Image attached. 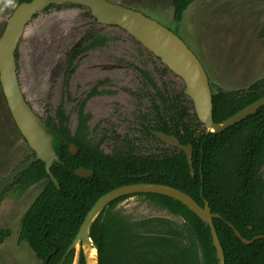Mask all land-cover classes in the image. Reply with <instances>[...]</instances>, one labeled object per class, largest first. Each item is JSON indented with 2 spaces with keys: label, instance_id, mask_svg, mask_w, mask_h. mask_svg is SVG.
Wrapping results in <instances>:
<instances>
[{
  "label": "trees",
  "instance_id": "obj_1",
  "mask_svg": "<svg viewBox=\"0 0 264 264\" xmlns=\"http://www.w3.org/2000/svg\"><path fill=\"white\" fill-rule=\"evenodd\" d=\"M192 2L171 0L172 20L178 23ZM134 41L149 54L152 62L157 63L156 69L163 76H169L168 73L178 76L159 57ZM105 42V37L96 35L73 48L65 75L76 55L105 45ZM138 71L143 88L131 93L137 96L139 104L141 99L149 103L147 110L138 109L136 114L139 136L111 138L113 144L109 152L100 147L104 134L97 141L89 137L86 123L89 114L83 112L86 98L97 93V85L86 98L75 99L73 111L77 112V126L74 131L68 126V112L64 110L66 101L53 108L54 115L48 113L49 119H40L53 137V149L59 161L52 162L50 171L59 187L50 180L41 160L34 161L17 175L11 187L19 193L42 182V188L21 217L17 241L26 242L40 264L46 259L47 264H57L98 197L126 184L157 183L187 193L201 206L207 201L210 211L220 214L221 218H212V223L223 250L224 264H264V238L244 244L227 224L246 239L264 235V178L261 173L264 105L221 132L205 133L189 96L181 90L170 97L168 81L163 79L162 91L150 73L141 68ZM210 87L212 89L211 84ZM214 89L212 119L219 123L264 95V76L245 88L226 90L214 85ZM67 100H71L68 95ZM150 130L172 134L181 144L191 146L193 176L184 152L171 145L165 147V142L152 136ZM70 144L77 147L74 154L69 150ZM34 155V151H30L19 163ZM80 168L92 172L86 177L78 176L74 171ZM130 196L152 200L177 216L180 222L165 217L131 220L116 207ZM88 232L98 264H217L209 226L181 202L166 195L143 192L119 196L101 210ZM10 234V229L0 227V243ZM74 253V249L69 251L63 264H72ZM77 264H85L81 250Z\"/></svg>",
  "mask_w": 264,
  "mask_h": 264
},
{
  "label": "rangeland",
  "instance_id": "obj_2",
  "mask_svg": "<svg viewBox=\"0 0 264 264\" xmlns=\"http://www.w3.org/2000/svg\"><path fill=\"white\" fill-rule=\"evenodd\" d=\"M108 1L139 11L175 33L201 63L212 91L214 85L226 90L245 88L264 76V0H193L178 23L172 20L171 0ZM16 4V0H0V35ZM96 35L105 36L106 44L86 50L81 54L83 58L77 56L72 60V75L69 76L72 82L67 89L71 100L66 101L64 110L71 124L76 97L94 81L105 79L102 86L110 93L102 94L103 110L91 109L99 116L88 124L89 137L97 141L102 124L109 135L138 137L137 126L131 128L134 122L129 118L134 109L147 110L149 106L147 100L134 103L127 92L143 88L138 68L150 73L157 86L163 79L176 85L181 80L171 75L163 76L156 69L157 63L152 62L149 54L125 31L96 22L82 6L52 5L36 12L26 23L15 49L16 52L18 48L16 67L23 93L38 114L53 111L64 98L63 88L58 87L64 60L66 63L77 44ZM82 69L85 71L83 80H74ZM83 81L89 84L82 87ZM73 87L76 88L74 92ZM111 95L115 102L107 97ZM120 107L125 111L117 115ZM112 144L113 140L105 139L100 147L109 152ZM30 151L11 118L0 87V181ZM261 173L264 178V165ZM11 186L0 196V227L11 231L0 243V264H40L27 243L18 242L17 236L21 217L42 188V182L22 193ZM116 207L134 221L165 217L180 222L177 216L141 196L127 197ZM79 248L77 244L76 252Z\"/></svg>",
  "mask_w": 264,
  "mask_h": 264
},
{
  "label": "water",
  "instance_id": "obj_3",
  "mask_svg": "<svg viewBox=\"0 0 264 264\" xmlns=\"http://www.w3.org/2000/svg\"><path fill=\"white\" fill-rule=\"evenodd\" d=\"M65 2L87 6L99 22L113 24L123 28L147 50L159 57L172 72L182 79L185 86L184 93L192 100L194 111L205 129V133L221 132L229 126L240 122L248 115L255 113L259 107L264 105L263 95L223 121L219 123L214 122L212 119V89L197 57L175 33L139 11L118 3H112L108 0H30L18 3L7 18L0 35V87L16 128L23 139H25L29 148L34 151L35 155L19 163L0 181V196L3 190L13 182L17 175L26 170L36 160L44 162L47 175L56 188L59 187L56 178L50 171L52 162L59 161L53 149V137L47 131L44 123L33 113L22 96L16 75L15 49L25 24L36 12L41 11L50 4H61ZM153 134L166 144L184 152L190 174L193 176L191 146L189 144H181L177 137L171 134H166L161 131H154ZM69 150L74 154L77 147L70 144ZM91 172L90 169L83 168L74 171L76 175L82 177L89 176ZM143 192L169 196L181 202L205 222L210 228L212 242L216 249L217 264H224L223 250L212 223V218H221L220 214L212 213L207 201H204L203 206H201L190 195L177 188L165 184L145 182L122 185L98 197L85 214L77 233L57 264H63L67 253L72 249L75 250L77 244L80 245V248L78 252L75 250L72 264H77L80 250L84 256L85 264H88L83 243L88 242L89 246L95 249L89 237L88 230L90 225L99 216L101 210L110 201L119 196ZM227 224L244 244H249L258 238H264V235H257L251 239H246L230 223ZM55 250L56 248H54ZM95 254V264H98L96 249ZM44 264H47V259L44 261Z\"/></svg>",
  "mask_w": 264,
  "mask_h": 264
},
{
  "label": "flooded vegetation",
  "instance_id": "obj_4",
  "mask_svg": "<svg viewBox=\"0 0 264 264\" xmlns=\"http://www.w3.org/2000/svg\"><path fill=\"white\" fill-rule=\"evenodd\" d=\"M30 1V0H29ZM24 2H27V1H24ZM111 2V1H110ZM21 3V2H20ZM112 3H114V2H112ZM18 4V3H17ZM16 4V5H17ZM119 4V3H118ZM53 5V7H62L63 5H68V6H82V7H84L87 11H88V13H89V15H92V17L96 20V22H98V23H100L101 24V22H99L96 18H95V16L92 14V11L90 10V8H88L87 6H85V5H81V4H76V3H71V2H65V3H61V4H50V5H48V6H46L44 9H48V8H50L51 6ZM121 5V4H120ZM34 16V15H33ZM102 24H104V25H106V26H112V27H117V28H119V29H121V30H123V31H125L123 28H121V27H119V26H117V25H113V24H105V23H102ZM26 25V24H25ZM131 38L133 37V36H131L127 31H125ZM105 37V36H104ZM91 38V37H90ZM90 38H88V39H86V40H84L83 42H81V43H79V44H77L75 47H78L80 44H84L87 40H89ZM106 38V37H105ZM134 38V37H133ZM132 38V39H133ZM106 40H107V38H106ZM134 40H136V39H134ZM140 43V42H139ZM105 44H106V42H105ZM141 44V43H140ZM142 45V44H141ZM104 45H101V46H97V47H103ZM74 47V48H75ZM97 47H94V48H97ZM89 50V49H88ZM71 52H72V50H71ZM71 52H70V54H71ZM86 51H84V52H82V53H80V54H78V55H76L75 57H79V56H81L82 57V55L81 54H84ZM70 54H69V56H68V59H67V62L69 61V57H70ZM74 57V58H75ZM73 58V59H74ZM80 58V57H79ZM78 58V59H79ZM83 58V57H82ZM15 60H16V58H15ZM67 62L65 63V60H64V63H63V66L64 67H62V69H63V71H61V77H60V81L58 82V87L60 88H63V93H64V91L66 92V93H64V98H63V101H67V95H68V91H67V89L69 90L70 88L68 87V85H70V83L72 82L71 80H70V78H69V76H71L72 75V69H73V65L72 66H70V68L68 69V72L66 73V75H65V73H64V69H65V67H66V64H67ZM60 63L62 64V61H60ZM84 70L82 69V70H80V72H78V75H77V79H74V80H78L79 78H81V80H83V76H84ZM16 75H17V81H18V85H19V87H20V89H21V93H22V96H23V98H24V100H25V102L28 104V106L31 108V110L33 111V113L39 118V119H41L42 117L43 118H45V117H47V115H54V112L53 111H51V112H49V114L48 113H45L44 115H40V114H38L36 111H34L33 110V108H32V106H31V104H29V102H28V99L26 98V95L23 93V90H22V88H21V85H20V82H19V79H18V73H17V67H16ZM168 75H171V73H168ZM172 76V75H171ZM173 78L174 79H176V78H179L178 76L176 77V76H173ZM180 80H181V82H177V85L174 83V82H170V81H168V80H165V81H168V84H169V91H170V97H173V96H176L177 94H179L180 93V91L182 90V92L184 93V88H185V86H184V83H183V81H182V79L181 78H179ZM74 80H73V84H74ZM64 81H66V86L64 85ZM105 82V79H103V80H96V81H94L90 86H88V89L86 90V91H84V93L82 94V95H80V96H78V97H76V101L78 100V99H81V98H86V96L89 94V91L92 89V87L94 86V85H97V87H96V91H97V93H94V94H91V95H89L87 98H86V100H85V102H84V105H83V112L84 113H87V114H89V119L87 120V125L97 116H99L97 113H94V111H93V113H92V110L91 109H93V110H95L96 112H99L100 110H103L104 109V106H103V104H102V102H100V99L101 100H103V95L102 94H104V93H110V90H108V89H105V86H102V84ZM161 83H163V81L161 82ZM89 83L88 82H86V81H83V83H82V87H85V86H87ZM158 87V89H160V90H162L163 89V86H162V84L160 85V86H157ZM76 88L75 87H73V92H74V90H75ZM151 89V88H150ZM138 91V90H137ZM137 91H135V90H128L127 92H128V94L130 95V98L134 101V103H136L137 102V104H139L140 102H139V100L137 99V96H135V95H133L131 92H137ZM163 91V90H162ZM151 92H153V89L151 90ZM3 94V93H2ZM185 94V93H184ZM68 97H69V95H68ZM107 97H110L112 100L114 99L113 98V96L111 95V96H107ZM70 98V97H69ZM142 100H144V99H141L140 101H142ZM116 100H113L112 102H115ZM59 102H60V100H59ZM136 104V105H137ZM193 105V104H192ZM69 108V107H68ZM135 108V107H134ZM193 110H194V108H193ZM120 111H125V110H123L121 107L119 108V109H117V111H116V114L117 115H119L120 114ZM142 111H145V110H142ZM137 112H138V110L137 109H134V113L132 114V116H130V118H129V121L130 122H134V124H131L130 125V127L132 128V127H135V126H137V120H136V114H137ZM94 114V115H93ZM91 115V116H90ZM73 122L71 121V124H70V117L68 118V126H69V128H70V130H71V128H72V130L71 131H74L75 130V128H76V126H77V112H76V110H74L73 111ZM197 117V116H196ZM48 119H49V117H47ZM134 120V121H133ZM71 125V126H70ZM50 128V127H49ZM101 128H102V131H101V135L102 134H104L105 135V139H111V138H113V137H116L117 136V134H110L109 135V133H108V131H106L105 132V130H104V125L102 124L101 125ZM137 129V133H138V127L136 128ZM18 130V129H17ZM154 131H157V130H150V132H151V134H152V136H155L154 134H153V132ZM20 133V132H19ZM116 133H118V132H116ZM126 133V132H125ZM21 135V134H20ZM172 135V134H171ZM125 136H123V137H121V138H124ZM156 137V136H155ZM158 138V137H157ZM104 139V140H105ZM25 140V139H24ZM103 140V141H104ZM112 140V139H111ZM26 142V141H25ZM164 146L165 147H169L170 145H168V144H165L164 143ZM32 151V150H31ZM18 165V164H17ZM16 165V166H17ZM13 169V168H12ZM11 169V170H12ZM13 182H14V180H13ZM13 182L10 184V185H12L13 184ZM39 183V182H38ZM10 185H8V186H10ZM7 186V187H8ZM33 186V185H32ZM6 187V188H7ZM5 188V189H6ZM4 189V190H5ZM3 190V191H4ZM2 194H3V192H2ZM1 194V195H2Z\"/></svg>",
  "mask_w": 264,
  "mask_h": 264
},
{
  "label": "bare ground",
  "instance_id": "obj_5",
  "mask_svg": "<svg viewBox=\"0 0 264 264\" xmlns=\"http://www.w3.org/2000/svg\"><path fill=\"white\" fill-rule=\"evenodd\" d=\"M83 249L87 258V263L88 264H95L96 260V254H95V249L91 246H89L88 242L83 243Z\"/></svg>",
  "mask_w": 264,
  "mask_h": 264
}]
</instances>
